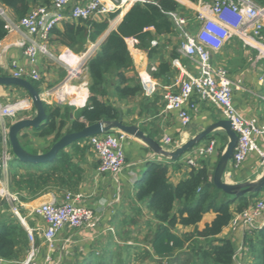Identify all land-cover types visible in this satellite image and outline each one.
<instances>
[{
  "label": "crops",
  "instance_id": "obj_1",
  "mask_svg": "<svg viewBox=\"0 0 264 264\" xmlns=\"http://www.w3.org/2000/svg\"><path fill=\"white\" fill-rule=\"evenodd\" d=\"M52 1L50 0V2ZM178 1L184 5V9L181 10L180 14L187 18L192 29H196L200 25L197 17L198 10L203 3H208L209 0ZM41 4H43V0H37L34 7ZM5 7L8 14L14 18L12 10L7 6ZM123 10V8L120 9V14L113 22L111 20L109 29L98 42H90L87 45L85 52L75 53L61 43H50L49 49L52 55L40 54L38 62H36V66L42 75L40 80L41 91L45 87L56 86L63 82L70 75V71L75 70L65 62L66 57H76L73 63L77 60L80 61L75 70L76 75L73 78L80 76L78 78L80 81L76 82V85L83 92H81V95L70 98L79 107L84 106L89 97V74L85 64L97 50L100 41L112 29L117 27L126 12L125 10L123 13ZM107 17L108 15H95L94 19L102 21ZM66 21H73V19H67ZM66 21L58 26L61 27ZM156 38L159 40L156 46L151 45V48L131 50L134 67L127 74L138 76L142 92L134 97L120 100L117 104L121 108L125 123L139 125L145 133L161 143L166 136L170 137L172 139L171 148L175 149L211 123L223 119L224 116L220 108L214 103L201 100L197 94H194L189 102L192 120L186 129L182 128L177 111L165 109L164 95L168 87L173 86L180 76V70L172 65V60L179 58L185 69L192 74L198 73L199 64L181 50L183 39L177 30L170 34L156 35ZM21 39L22 33L12 29L8 30L5 38L0 41V69L4 71V74L13 75L16 69L14 62L18 65H24L28 69L32 66L24 54L23 48L18 43ZM69 51L76 56L65 55L69 54ZM60 54H63L61 58ZM213 61L215 65L225 67L233 81H241L240 87L235 89L233 96V102L240 112L247 117L257 118L259 124L264 126V59L259 57L258 50L251 45H244L239 37H233L219 52L213 54ZM153 66L155 69L152 68ZM85 91L87 96L84 101ZM1 93L4 102L9 104L21 100L26 101L25 107L19 110L16 117L0 119V137L3 139L4 125L7 126L9 121L13 123L21 118L32 117L35 110L27 91L23 88L12 85L4 86L3 89L1 88ZM7 127L9 128V126ZM24 134L28 137L24 138ZM217 135H222L223 141L227 138L222 128L216 129L212 137ZM256 140L259 147L264 149V135H258ZM20 141L32 153L46 152L54 144L52 139L35 136L32 127L21 132ZM205 142L206 140L202 144H205ZM222 147L223 145L220 151L200 159V161L206 162L211 175L214 172L220 152L223 151ZM65 151L70 153L74 161V167L71 166L72 169L75 171V167L81 168L80 180L77 179L78 175H72V178H70L71 175L68 177L66 174L60 177L55 175V177L53 176V178L46 181L33 179L32 183L23 182L20 186H16L14 191H11L10 180L7 176L10 168H13L19 176L21 174L26 175L28 172L39 174L48 167L45 164L37 169L27 167L13 153H9L7 157L8 170L2 169L0 176V188H7L11 195L7 198L0 195V221L10 218L19 219L12 211L13 207L17 206L21 216L25 219V222L21 223L27 230L31 228L37 231L39 227L43 229L46 222L43 216L36 212V209L45 202H61L66 191L69 190L65 182H71L72 180L76 185L75 188L70 190L82 195L79 203L94 208L100 217V223L95 228H74L68 225L62 228L55 239L54 248L45 241L42 233L37 231L38 259L41 262L44 264H117L118 257H115V255L120 249H123L130 252L124 260H127V264H132L133 235H139V233L141 234L139 237L147 238L148 245L146 247L148 250H146L151 252L149 255L151 261L163 260L172 256L160 257L153 253L149 244L151 240L149 237L155 232L158 221L147 207L146 202L139 201L136 198V183L143 177L148 162L166 160V158L156 154L144 141L135 136H130L126 141V162L122 171L118 173H101L98 170L99 159L97 154L90 148L82 147L79 141L76 146L72 144ZM169 163V174L173 184L189 177L194 168L184 160L169 161ZM263 170L264 159L259 151L255 150L250 152L239 166L235 167L230 163L226 178L234 183L244 182L259 177ZM262 196H264V189L257 195V197ZM214 216L215 214L211 212L204 217L198 226L178 225L175 231L182 237L189 235L197 228L202 230L205 223L210 222ZM257 220L258 223L262 222L264 224V214L259 216ZM247 235L252 236V231L245 229L244 224H241L236 231H233L230 225H227L217 236L222 239L231 238L235 242L237 250L234 264H246L247 260L249 261L248 248L245 246ZM135 245L140 246V243L136 242ZM195 246L208 248L209 245L203 238L197 240L196 245H192V240L188 241L184 248L177 249L173 253V256L179 259L175 262H183L182 257L177 255L179 252L189 251L194 249ZM29 248L30 241L28 249L22 252L19 260H7L6 264H17L26 256ZM200 257V255L196 256L197 259L187 261L185 264L192 262L203 264ZM154 263L152 262V264Z\"/></svg>",
  "mask_w": 264,
  "mask_h": 264
},
{
  "label": "trees",
  "instance_id": "obj_2",
  "mask_svg": "<svg viewBox=\"0 0 264 264\" xmlns=\"http://www.w3.org/2000/svg\"><path fill=\"white\" fill-rule=\"evenodd\" d=\"M256 1L264 5V0ZM36 2L37 0H0V4L12 10L17 21L33 9ZM47 3L49 4L50 0H43V4ZM183 9L184 5L178 0H146L131 5L117 27L100 41L97 50L85 64L89 74L87 103L82 107H76L44 102L47 120L40 127L33 128L34 135L56 142L66 132L79 131L99 121L118 119L122 111L117 102L142 92L138 76L127 74L134 67L131 50L151 48V40L156 38V35L172 33L175 30V23L170 13H181ZM119 14L120 10L109 13L102 21L80 19L66 21L61 27L56 26L53 29L48 44L61 43L75 53L85 52L90 42L95 43L101 39L109 29L111 20ZM8 30V22L0 17V41L5 38ZM68 53L65 55L76 56L70 51ZM1 74H4L2 69ZM29 80L41 92L40 81L31 78ZM86 96L85 91L84 101ZM11 124L9 121L7 126ZM23 137L26 138L28 135L24 134ZM211 137L212 135L206 139ZM77 142L73 145L76 146ZM226 142L227 138L224 140L222 150ZM6 153H13L11 143L8 140L7 144H4L0 137V176ZM73 163L70 153L63 149L53 161L45 164L48 166L47 169H43L39 174L28 172L26 175L17 176L16 171L10 168L7 175L10 189L14 191L16 186L23 182L32 183L33 179L46 181L55 175L58 177L64 174L68 177L71 175L70 178L72 175H78L77 179L80 180L81 168L75 167L74 171L71 167ZM24 165L36 169L44 166L31 162H24ZM169 165V162L149 161L143 177L136 183V198L146 202L158 221L149 241L153 253L166 257L177 249L184 248L188 241L192 240V245H196L197 240L203 238L209 246L208 248L195 246L194 257L200 255L203 264H234L237 250L235 242L231 238L222 239L217 236L229 225L236 213L242 212L255 201L259 193L238 198L225 193L214 184L213 174L211 175L208 165L203 160L193 168L189 177L173 184ZM65 183L68 191L75 188L76 183L73 180ZM211 212L215 216L210 222L205 223L202 230L197 228L193 233L183 237L175 231L178 225L198 226ZM195 236L197 238H193ZM245 242L249 255L246 264H264V226L252 230V236L247 235ZM28 247V231L18 218L0 221V258L19 260L22 252Z\"/></svg>",
  "mask_w": 264,
  "mask_h": 264
},
{
  "label": "built area",
  "instance_id": "obj_3",
  "mask_svg": "<svg viewBox=\"0 0 264 264\" xmlns=\"http://www.w3.org/2000/svg\"><path fill=\"white\" fill-rule=\"evenodd\" d=\"M146 0H53L49 4H41L33 7L19 21L11 17L4 5L0 4V17L9 24V30L16 29L22 33L19 45L32 66L30 69L14 62L16 69L13 75L16 77L31 78L37 81L42 75L36 66L40 54L52 55L49 49L48 39L53 29L67 19L95 20V15H108L126 8L129 4L145 2ZM130 5V6H131ZM182 39L181 50L199 64L198 73L192 74L181 64L179 58L172 60V65L180 70V76L173 86L168 87L165 97V109L178 112L183 129H186L191 120L189 102L194 94L201 100L214 103L223 113L224 118L229 119L232 128L238 134V141L234 148L232 165L237 167L244 161L247 155L258 150L264 159V149L257 143L256 137L264 135V126H261L255 117L243 115L233 102L234 91L240 87L241 81H233L228 70L215 65L213 54L219 52L233 37H239L244 45H251L258 50L259 57L264 59V5L256 0H214L211 3H203L198 10L197 17L200 25L191 29L185 16L177 12L170 13ZM117 18V17H116ZM115 18V19H116ZM159 43L157 38L151 40V45ZM64 54V53H63ZM63 54H60V58ZM66 62V61H65ZM155 69V67H152ZM76 71L71 70L70 75L56 86L45 87L41 92L42 98L51 105L69 104L78 106L72 102V98L65 94L67 83L78 87L73 83ZM27 78V79H29ZM263 79V78H262ZM0 85V119L16 117L22 110L26 101L21 100L13 104L4 102ZM175 87V88H174ZM129 134L118 129L106 133L97 134L83 141L80 145L92 149L98 156V170L105 172H121L126 162V141ZM8 127H3L4 144L8 142ZM196 145L187 151L179 160H184L192 167H197L200 158L220 151L224 141L221 137L209 138L205 144ZM165 149H172V139L165 137L161 143ZM4 156L1 169L8 168L7 157ZM169 162L161 160L159 162ZM8 170V169H7ZM2 196H11L7 188H0ZM81 194L67 191L61 202L51 201L42 203L36 212L43 216L46 226L37 231L42 233L45 241L54 248L55 239L59 231L65 226L74 228H95L100 223V217L94 208L79 203ZM14 213L22 223L25 219L21 216L17 206L13 207ZM264 214V196L257 197L249 207L234 215L229 223L230 228L236 231L241 224L245 229L255 230L264 224L258 223V217ZM30 248L26 256L17 264H44L38 259V245L36 243V230L28 228ZM0 263L7 260L0 258Z\"/></svg>",
  "mask_w": 264,
  "mask_h": 264
},
{
  "label": "water",
  "instance_id": "obj_4",
  "mask_svg": "<svg viewBox=\"0 0 264 264\" xmlns=\"http://www.w3.org/2000/svg\"><path fill=\"white\" fill-rule=\"evenodd\" d=\"M0 85L5 87L11 85L18 86L26 90L32 99L31 104L35 109V114L32 117L18 119L8 128V139L11 143L12 151L17 159L23 163L31 162L47 164L48 162L53 161L61 150L66 149L75 142L97 134L106 133L114 129L121 130L130 136H135L141 139L156 154H160L162 157L166 158L167 161H178L187 151L191 150L193 147L203 142L208 136L212 135L216 129L222 128L227 135V142L224 150L219 156L213 172L214 184L225 193L236 198L252 193H259L264 189V170L259 177L244 182L234 183L228 181L226 178L227 169L233 158L234 148L238 141V134L232 128V124L229 119H219L218 121H215L205 127L202 131L198 132L175 149H165L159 140L145 133L139 125L125 123L123 114L121 113L118 119L99 121L87 125L79 131L66 132L56 142H54L48 151L42 153H32L21 144L20 134L26 128L40 127L47 120V111L44 105V102L46 101L42 98L40 92L31 80L27 78L1 74Z\"/></svg>",
  "mask_w": 264,
  "mask_h": 264
},
{
  "label": "rangeland",
  "instance_id": "obj_5",
  "mask_svg": "<svg viewBox=\"0 0 264 264\" xmlns=\"http://www.w3.org/2000/svg\"><path fill=\"white\" fill-rule=\"evenodd\" d=\"M212 1L214 0H209L208 3H211ZM129 6H127L124 10H123V13L125 12V10H127ZM115 19L112 20V22L114 21ZM192 29V27H191ZM67 58V61L69 62H73V60L76 58V57H66ZM80 77V76H79ZM78 77V78H79ZM78 78H73V83L76 84V82H79L80 79ZM29 95V94H28ZM30 97V95H29ZM30 102H32V99L30 98ZM61 105H66V104H61ZM76 107H79V106H76ZM218 137H221L222 135H217ZM207 140V139H205ZM204 140V141H205ZM1 173H2V169H1ZM1 195V194H0ZM2 196V195H1ZM7 198V196H4ZM13 211V210H12ZM139 233V232H138ZM139 235L141 236V234L139 233ZM139 235L137 234H134L133 235V248H132V252L133 254L131 253V256L133 255V263L132 264H152V262H155L154 264H164V263H167V264H185V262L187 261H190V260H194V259H197L193 256V249L191 250H185V251H182V252H179L177 255L178 256H181L182 257V261L183 262H175L177 260H179L177 257L175 258L172 254V256H170L169 258H164L163 260H160V259H156L154 261H151V258H150V254L151 252L150 251H147L148 248L146 247V245H148V242H147V238L145 237H139ZM149 238H152L149 237ZM136 242L140 243V246H136ZM136 248V249H135ZM147 249V250H146ZM129 251L126 250L124 251L123 249H120L117 254L115 255V257H118L117 260H116V263L118 264H127V260L124 258H126L127 255H129ZM193 258V259H192ZM97 262L99 261L98 260V257L96 258ZM121 261V262H119ZM123 261V262H122ZM162 262V263H161ZM169 262V263H168Z\"/></svg>",
  "mask_w": 264,
  "mask_h": 264
},
{
  "label": "bare ground",
  "instance_id": "obj_6",
  "mask_svg": "<svg viewBox=\"0 0 264 264\" xmlns=\"http://www.w3.org/2000/svg\"><path fill=\"white\" fill-rule=\"evenodd\" d=\"M131 4H129L128 6H130ZM129 8V7H128ZM127 8V9H128ZM123 9H125V7L123 8ZM94 47V46H93ZM84 59V58H83ZM79 61L80 60H77L76 62H69V61H67L66 60V63H68L69 64V66L71 67V68H73V69H75L76 70V68H77V65H78V63H79ZM74 70V71H75ZM81 92H83V91H81V89L79 88V87H76V86H72L69 82L67 83V87H66V90H65V94H67V96H70V97H73V96H78V95H81L82 93ZM28 105H29V103H28ZM208 140V139H207ZM206 140V141H207ZM210 156V155H209ZM207 157V156H206ZM202 158H204V157H202ZM201 159V158H200ZM219 159V158H218ZM232 160H233V158H232ZM232 160L230 161V163H231V165H232Z\"/></svg>",
  "mask_w": 264,
  "mask_h": 264
},
{
  "label": "clouds",
  "instance_id": "obj_7",
  "mask_svg": "<svg viewBox=\"0 0 264 264\" xmlns=\"http://www.w3.org/2000/svg\"><path fill=\"white\" fill-rule=\"evenodd\" d=\"M80 141V140H79Z\"/></svg>",
  "mask_w": 264,
  "mask_h": 264
}]
</instances>
